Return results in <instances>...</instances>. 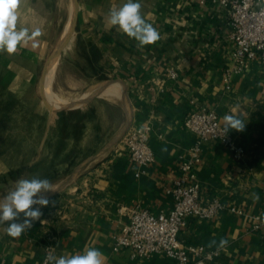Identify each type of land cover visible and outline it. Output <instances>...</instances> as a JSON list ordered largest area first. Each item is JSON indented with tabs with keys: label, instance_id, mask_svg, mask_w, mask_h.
Masks as SVG:
<instances>
[{
	"label": "crops",
	"instance_id": "1",
	"mask_svg": "<svg viewBox=\"0 0 264 264\" xmlns=\"http://www.w3.org/2000/svg\"><path fill=\"white\" fill-rule=\"evenodd\" d=\"M126 2L22 0L17 10V29L27 28L30 34L39 29L42 35L18 46L15 54L0 52L4 90L21 100L35 90L42 95L45 108L74 112L86 104L95 89L110 86L124 94L120 107L124 125L112 121L103 129L102 120L107 116L98 111L97 101L88 102L89 132L108 138L72 174L77 172L78 176L83 167L108 150L114 149L115 154L109 165L92 168L80 186L74 187L79 191L72 198L57 201L69 206V215L37 220L18 238L6 234L7 225L0 228V264H40L47 245L56 257L83 254L94 247L104 254L105 264H174L161 254L138 258L126 248L114 251L112 236L122 230L137 208L154 214L172 208V198L165 190L180 175L179 156L187 155L196 141L183 122L200 106L213 109L223 126L226 114L245 122L244 131L230 133L246 154L237 162L219 141L202 143L201 161L194 168L202 200L218 197L224 208L210 220L186 218L179 237L186 244L208 248H218L220 240L227 239V246L208 264H264V229L251 230L256 217H264V83L260 62L253 61L226 78L234 64L229 15L226 8L207 0H139L142 13H151L149 22L161 34L155 44L139 49L137 41L107 25L109 10ZM72 22L68 39L54 55ZM53 60L55 68L50 75ZM169 69L177 72L176 79L166 77ZM87 81L101 84L92 87ZM46 91L63 98L69 93L81 95L68 105L55 100L68 106L61 107ZM134 125L150 128L154 160L142 172L120 146ZM10 168L0 155V175ZM233 207L238 212L232 211Z\"/></svg>",
	"mask_w": 264,
	"mask_h": 264
},
{
	"label": "built area",
	"instance_id": "2",
	"mask_svg": "<svg viewBox=\"0 0 264 264\" xmlns=\"http://www.w3.org/2000/svg\"><path fill=\"white\" fill-rule=\"evenodd\" d=\"M206 0H200L204 3ZM218 4L228 11V24L233 41V66L226 72V78L238 73L253 61L261 65V80L264 83V1L262 0H207ZM169 79H176L177 72L169 69ZM230 86L226 85V89ZM264 92V89H262ZM183 126L196 136L195 143L187 155L179 156L180 175L165 192L172 198V208L167 213L154 214L145 208H137L130 215L129 222L122 230L112 236L114 251L129 249L132 257L149 258L154 254L165 255L174 264H208L217 259L218 248H208L201 244H186L180 237L181 228L188 217L210 220L218 215L224 204L218 197L202 200V188L197 180L194 168L201 161V145L206 140H216L224 145L235 161H242L246 151L237 145L230 131L225 135L216 112L206 106H200L195 112L186 115ZM148 126H131L122 139V150L130 162L139 170L154 160L149 144ZM142 172V170H141ZM140 172L136 173L138 176ZM232 211L238 212L234 207ZM264 229V217H256L251 230ZM40 264H45L48 255H53L51 245L45 247Z\"/></svg>",
	"mask_w": 264,
	"mask_h": 264
},
{
	"label": "rangeland",
	"instance_id": "3",
	"mask_svg": "<svg viewBox=\"0 0 264 264\" xmlns=\"http://www.w3.org/2000/svg\"><path fill=\"white\" fill-rule=\"evenodd\" d=\"M52 71L50 68V75ZM50 75L46 87L48 89ZM69 80L79 81V79L73 78ZM86 83L92 87H98L101 84L100 81H97V85L94 84L95 81ZM81 85L82 88L85 86L83 81ZM100 87L97 89L104 90ZM96 90L86 100V104L73 112L53 106L45 108L42 105L44 103L42 95L36 93L35 90L34 93H29L24 100H21L18 95L10 94L4 90L0 83V155L11 167L7 173L0 175V199L12 189L14 182L20 178H46L55 189L90 155L106 143L108 137L105 134L95 135L93 131L89 132L88 102L90 100L97 101L98 111L103 117L107 116V119L102 120L103 129L109 128L112 121H117L121 126L124 125V113L120 110L124 94L117 89L120 94L116 92L114 95H117L118 98L108 100L105 97L94 96ZM46 94L49 99L58 100L67 103V105L76 103L75 99L81 95L69 93L64 94V98H60L61 96L52 92ZM120 146H123L122 142ZM114 154V149L108 150L83 167V171L70 185L50 198L55 202L54 204L41 208L43 214L40 219L54 220L65 213L69 215V206L63 207V205L57 204V201L72 198V195L79 191V188L74 190V187L80 186L81 182L89 176L92 168L109 165L108 162ZM48 194L46 193V195ZM5 225L7 222L0 224V228Z\"/></svg>",
	"mask_w": 264,
	"mask_h": 264
},
{
	"label": "clouds",
	"instance_id": "4",
	"mask_svg": "<svg viewBox=\"0 0 264 264\" xmlns=\"http://www.w3.org/2000/svg\"><path fill=\"white\" fill-rule=\"evenodd\" d=\"M21 4L22 0H0V52L15 54L18 46L42 35L39 29L31 34L27 28L17 29V10ZM141 9L139 0H127L121 7L111 8L107 17L108 27H116L118 31L137 41L139 49L161 39L160 32L149 22L151 13L144 14ZM223 121L225 135L230 130L242 132L245 129V122L236 115L226 114ZM50 192H55V189L46 178L16 180L12 189L0 199V224L7 222L6 234L18 238L35 221L40 220L43 214L41 208L55 203L46 195ZM227 244L228 240L222 238L218 250L225 248ZM105 260L104 254L93 247L87 248L83 254L60 257L48 255L45 264H105Z\"/></svg>",
	"mask_w": 264,
	"mask_h": 264
},
{
	"label": "water",
	"instance_id": "5",
	"mask_svg": "<svg viewBox=\"0 0 264 264\" xmlns=\"http://www.w3.org/2000/svg\"><path fill=\"white\" fill-rule=\"evenodd\" d=\"M74 1V4L76 3V0H73ZM74 22V21H73ZM73 22L71 23V25H70V28H69V30H68V32H67V34H66V36L64 37V39H63V41H62V43L58 46V48H57V50H56V52H55V54L54 55H56V54H58L60 51H61V49L63 48V45H64V43L66 42V40L68 39V37H69V35H70V33H71V31H72V29H73ZM49 63H50V60H49ZM48 64V63H47ZM107 85H109V83H107ZM90 94V92H88L86 95H85V97H87L88 95ZM85 97H83V98H85ZM52 101V100H51ZM55 105H57V106H61V107H68V106H66V105H61L60 103H56V102H54V101H52ZM76 173L77 172H75V173H73V174H71L69 177H67L65 180H63L56 188H55V192H51V193H49L47 196L49 197V199L51 198V197H53L55 194H57V193H59L61 190H63L65 187H66V185L76 176Z\"/></svg>",
	"mask_w": 264,
	"mask_h": 264
},
{
	"label": "bare ground",
	"instance_id": "6",
	"mask_svg": "<svg viewBox=\"0 0 264 264\" xmlns=\"http://www.w3.org/2000/svg\"><path fill=\"white\" fill-rule=\"evenodd\" d=\"M57 60V59H56ZM50 68H51V70H54V60H53V62L50 64ZM112 85V84H111ZM114 86V85H113ZM115 87V86H114ZM116 89H117V87H115ZM61 89V88H60ZM96 90V89H95ZM63 92V91H62ZM94 92V91H93ZM64 94V93H63ZM95 94L97 95V96H101V97H105V98H107V99H113V98H118L117 97V95H114V94H116V91L112 88V87H108L107 89H104V90H99V89H97L96 90V92H95ZM72 96V95H71ZM69 97V96H68ZM68 97H66V98H68ZM60 98H63L62 96L60 97ZM71 98V97H70ZM51 99V98H50ZM52 100V99H51ZM52 101H54V100H52ZM54 102H56V101H54ZM57 104H58V102H56Z\"/></svg>",
	"mask_w": 264,
	"mask_h": 264
}]
</instances>
